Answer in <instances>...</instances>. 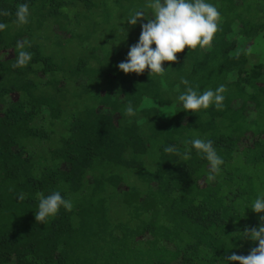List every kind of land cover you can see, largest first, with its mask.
I'll list each match as a JSON object with an SVG mask.
<instances>
[{"label": "trees", "instance_id": "trees-1", "mask_svg": "<svg viewBox=\"0 0 264 264\" xmlns=\"http://www.w3.org/2000/svg\"><path fill=\"white\" fill-rule=\"evenodd\" d=\"M205 2L222 20L211 47H185L150 78L118 68L148 0H0V264H239L225 257L258 246L239 232L264 215L250 208L264 196V0ZM18 41L32 58L13 68ZM220 85L221 110L178 100ZM197 138L224 161L214 181L184 143ZM53 191L73 208L38 223L36 193Z\"/></svg>", "mask_w": 264, "mask_h": 264}, {"label": "clouds", "instance_id": "clouds-1", "mask_svg": "<svg viewBox=\"0 0 264 264\" xmlns=\"http://www.w3.org/2000/svg\"><path fill=\"white\" fill-rule=\"evenodd\" d=\"M146 10H137L131 13L127 19L129 25H136L141 22V35L139 41L130 46L128 51V59L119 63L118 68L125 74L136 73L137 75L144 73L145 69H150L149 77L153 74H163L165 69L162 67L164 61H176L177 53L183 52L185 47L189 49L210 48L212 40L218 31V22L222 24L221 13L217 10V6L206 3L205 0H148ZM67 11V9H64ZM7 10H0V15H10ZM15 23L18 27H22L29 22V5L21 3L17 6L15 12ZM143 20H147L143 23ZM7 28V24L0 23V31ZM155 44V48L152 45ZM31 47L28 41H18L15 62L13 68H22L29 64L32 53L24 50L25 46ZM169 67H171L169 65ZM181 83L188 85L189 81L182 79ZM226 91L224 85H220L215 91L209 89L201 95L188 87L186 91L179 95L178 100L183 102L184 110H191L196 114L197 110L208 109L210 104H214L217 110L224 107L225 99L223 93ZM126 114L135 115L131 103L126 108ZM161 112L169 113L163 109ZM186 145L190 144L192 148L197 150V155H202L209 161L210 168L207 175L208 181H214L220 173V166L224 163L215 148L213 141L203 139H192L185 141ZM167 153H172L174 147H165ZM190 152L191 149H188ZM188 159V154H185ZM39 200L38 211L35 212V220L38 223L46 224L49 219L54 218L61 207L66 211H71L73 203L62 197L59 191L45 195L42 192L36 193ZM20 200L24 199V195L20 194ZM250 208L255 213L264 212V196H257ZM260 223L254 227H245L241 234V238L258 241V246L253 247L247 256L237 255L235 253L225 257L226 261H239V264H264V215L259 217Z\"/></svg>", "mask_w": 264, "mask_h": 264}, {"label": "rangeland", "instance_id": "rangeland-1", "mask_svg": "<svg viewBox=\"0 0 264 264\" xmlns=\"http://www.w3.org/2000/svg\"><path fill=\"white\" fill-rule=\"evenodd\" d=\"M239 41L240 42H238V45H237V51H239L242 47H243V45H244V43L241 41V39H239ZM254 48H258V50L257 51H255L256 53L257 52H261V54L262 55H264V45H256V46H254ZM152 103H154V100H152V99H144L143 101H142V105H147V104H152ZM161 109H163V110H165L166 111V109L165 108H160L159 107V112L161 113V114H163V112H161Z\"/></svg>", "mask_w": 264, "mask_h": 264}]
</instances>
